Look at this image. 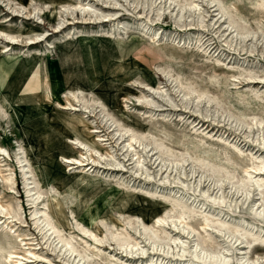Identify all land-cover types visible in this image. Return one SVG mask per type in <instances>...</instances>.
<instances>
[{"label":"rangeland","instance_id":"obj_1","mask_svg":"<svg viewBox=\"0 0 264 264\" xmlns=\"http://www.w3.org/2000/svg\"><path fill=\"white\" fill-rule=\"evenodd\" d=\"M188 3L193 11L175 17ZM228 17L257 36L229 40ZM259 32L264 0H0V171L12 179V190L0 179V264H188L182 245H221L216 221L264 231L249 211L254 200L264 205V170L250 165L264 162ZM188 88L196 92L183 103ZM200 88L207 98L196 104ZM228 116L252 127L238 129ZM162 154L187 163L161 166ZM200 159L261 189L247 202L228 185L218 190ZM220 194L227 200L212 203ZM143 226L174 242L152 246ZM113 232L128 246L111 241Z\"/></svg>","mask_w":264,"mask_h":264},{"label":"bare ground","instance_id":"obj_2","mask_svg":"<svg viewBox=\"0 0 264 264\" xmlns=\"http://www.w3.org/2000/svg\"><path fill=\"white\" fill-rule=\"evenodd\" d=\"M75 1V0H74ZM106 1H109V0H106ZM79 2V1H78ZM83 5H81L82 7ZM48 7V6H47ZM80 7V8H81ZM175 9L176 10V16L178 19H181L184 17L185 13H189L191 11H193V5L191 3H188L186 5H181V6H177ZM82 10V8H81ZM89 11L91 9H88ZM83 11V10H82ZM85 11V10H84ZM218 14L217 16L220 17V18H223L225 17V11L221 8V7H218ZM87 12V11H86ZM89 13V12H88ZM91 13V12H90ZM89 13V14H90ZM32 14V13H31ZM35 14V13H33ZM93 14V13H92ZM26 16H30V15H26ZM35 17V16H33ZM93 17V16H92ZM96 18H99V17H95L94 20ZM233 19V18H232ZM87 20H90V19H87ZM90 22V21H89ZM62 23V22H61ZM200 24V23H199ZM226 26V30L227 31H230L231 29L233 30V34L231 36V38H229V40H236L237 42L239 43H243L245 42L246 39L250 38V39H254L256 36H257V32H250L248 31V29L246 30L245 28L243 27H239L237 24H235L233 21L230 20V18H226L225 19V23H224ZM61 26V25H60ZM59 27V26H58ZM64 27V26H63ZM55 31H58V30H55ZM258 31V30H256ZM231 33V31H230ZM261 34V36L259 35V37H261V42H263L264 44V33L263 32H259ZM6 39L9 40V42L11 44H14L13 43V38L12 37H8V36H5ZM37 39V38H36ZM260 41V40H259ZM234 42V41H233ZM236 42V43H237ZM33 44V43H32ZM231 44V43H230ZM247 75V74H246ZM251 76V75H249ZM251 78V77H249ZM185 87H189V86H185ZM201 89V88H200ZM199 90V89H198ZM202 90V89H201ZM196 92V89H191V88H188L186 92H184V94L182 95V101L183 103H187V101L189 100L190 96ZM205 94L206 92L205 91H200L198 92V95L195 97V101H193L194 103L197 104V102H200L201 100L207 98L205 97ZM207 95V94H206ZM26 96V95H25ZM193 96V95H192ZM205 97V98H204ZM194 98V97H193ZM212 98V97H211ZM192 99V98H191ZM210 100V99H209ZM216 100V98H215ZM189 102V101H188ZM202 102V101H201ZM209 102V101H208ZM190 103V102H189ZM210 103V102H209ZM215 105V104H214ZM69 107L65 106L66 108H64V110H74L72 109V107L70 105H68ZM79 107V106H78ZM215 108H216V105H215ZM214 108V109H215ZM221 108V107H220ZM217 109V108H216ZM220 110V109H219ZM222 110V109H221ZM214 111V110H213ZM3 112V111H2ZM222 112V111H221ZM227 112V111H226ZM211 113V112H210ZM213 113V112H212ZM223 113V112H222ZM229 113V112H227ZM220 114V113H219ZM215 116V115H214ZM222 116V115H221ZM224 116V114H223ZM226 116V115H225ZM224 116V117H225ZM218 117V116H217ZM220 117V116H219ZM218 117V118H219ZM232 119V122H234L236 124V126L239 127L242 129L243 127L246 128L247 130L250 129V126H251V123L247 124L245 123L244 121H242V117L239 118V117H235V118H232L230 116L226 117V119ZM246 118V117H245ZM86 119V118H85ZM254 119V117H253ZM258 119V117H257ZM262 120V119H261ZM247 122V121H246ZM260 125H262L264 127V121H259L258 122ZM233 124V123H232ZM257 124V123H256ZM258 125V124H257ZM259 126V125H258ZM252 127V126H251ZM123 130V129H122ZM126 130V129H125ZM123 132V131H122ZM121 133V132H120ZM119 133V134H120ZM124 133V132H123ZM248 133V131H247ZM122 134V133H121ZM146 134V133H145ZM166 134V133H165ZM141 137V136H140ZM148 137V136H147ZM256 137V136H255ZM140 140V139H139ZM157 140V139H156ZM148 142V141H147ZM151 142V141H150ZM159 143V142H158ZM161 143V142H160ZM73 144V143H72ZM79 144V143H78ZM149 144V143H148ZM151 144V143H150ZM75 145H76V141H75ZM153 145V144H152ZM80 146V145H79ZM83 147V146H81ZM152 147V146H151ZM160 146H155L154 147V151H158V153H160ZM165 148V147H164ZM163 148V149H164ZM152 149V148H151ZM162 149V150H163ZM162 152V151H161ZM157 153V154H158ZM165 153V152H164ZM225 153V152H224ZM6 154V152L2 149H0V155H4ZM183 154V153H182ZM163 155V154H162ZM161 155V156H162ZM180 155V154H179ZM164 156V155H163ZM19 157V156H18ZM21 157V156H20ZM157 157V156H156ZM164 160L162 159L160 161L161 163V166H169V167H173L174 170L176 169V167H182V165L184 164L185 160L186 159H178V160H174V158L172 156H170L169 154H166L164 156ZM181 157V156H180ZM17 158V157H16ZM192 158V157H191ZM23 159V158H22ZM83 159V157H82ZM158 159V158H157ZM17 160V159H16ZM21 160V159H20ZM18 160L19 162H17L18 164L21 163V161ZM189 160V159H188ZM239 160V159H238ZM23 161V160H22ZM178 161V162H177ZM197 163H198V166H200L201 170L203 169V172H205V175L209 178V180L211 181V185L213 187H216L218 190L222 189V187H224V185H228L229 186V190H231L233 192L234 195H240V198H242V200H244L245 202H247V200L249 199V197L251 196V194H253L254 191H256L257 193L255 195L258 194V190L261 189L259 187V182L260 181H255V182H252V181H246V180H242V179H239L240 177H238V179L235 180V178L233 179L230 174L228 176L226 175H222V174H219L218 172V169L216 167H214L215 165H211V166H208V164H206L205 161H203V159L201 160H196ZM68 162V161H66ZM75 162V161H74ZM83 162V161H82ZM91 163V162H90ZM92 163H94L92 161ZM187 163V161L185 162V164ZM192 163H195V159H194V162ZM196 163V164H197ZM209 163V162H208ZM25 164V163H24ZM70 164V163H69ZM76 165H78L79 167L81 166H84V167H87L88 164L84 165L83 163L81 162H76L74 163ZM190 164V163H189ZM193 165V164H192ZM252 166V168L256 171L259 172V170H264V162H261L259 164H255L253 165L250 164ZM20 166V164H19ZM184 166V165H183ZM191 166V165H190ZM194 166V165H193ZM192 166V167H193ZM28 167V166H27ZM168 167V168H169ZM219 167V166H218ZM89 168V167H88ZM194 168V167H193ZM246 168V166H245ZM250 168V167H248ZM170 169V168H169ZM179 169V168H178ZM28 170V169H27ZM91 170V169H90ZM200 170V169H199ZM83 171V170H82ZM176 171V170H175ZM190 174H193V169H190L188 170ZM188 171L186 173H188ZM242 171V170H241ZM140 172V170H139ZM182 172V171H181ZM245 172V171H244ZM254 172V173H255ZM262 172V171H261ZM183 173V172H182ZM181 173V174H182ZM221 173V172H220ZM242 173V172H241ZM27 172L24 171V168H23V171H22V176L24 178V180L26 181L27 179ZM143 174V172H142ZM180 174V173H179ZM226 174V173H225ZM228 174V173H227ZM144 175V174H143ZM146 175V174H145ZM203 175V174H201ZM234 175V174H233ZM241 175V174H240ZM190 176V175H188ZM200 176V174H199ZM198 176V178H199ZM204 176V175H203ZM206 176L204 177V180L206 178ZM235 176V175H234ZM247 176V175H246ZM245 176V177H246ZM145 177V176H144ZM237 177V176H236ZM148 178V177H147ZM202 178V176H201ZM200 178V179H201ZM244 178V177H243ZM247 178V177H246ZM252 178V177H251ZM0 179L3 183H5L7 185V189L9 190H12V182L9 177L7 176H3L1 174V171H0ZM175 179V178H173ZM172 179V180H173ZM177 179V178H176ZM203 179V178H202ZM201 179V180H202ZM197 181V180H196ZM208 181V180H206ZM209 181V182H210ZM176 182V181H175ZM179 182V181H178ZM202 182V181H201ZM33 183V182H32ZM180 183V182H179ZM262 183H263V180H262ZM178 184V183H177ZM198 184V183H197ZM264 184V183H263ZM183 186V184H182ZM198 186V185H196ZM262 186V185H261ZM195 187V186H194ZM185 188V187H184ZM263 188V187H262ZM36 189V188H35ZM34 189V190H35ZM207 189V188H206ZM183 190V189H182ZM191 190V188H190ZM229 190L227 192H229ZM43 191V190H42ZM261 191V190H260ZM11 192V191H10ZM38 192V190H37ZM184 192V191H183ZM221 192V191H220ZM219 192V193H220ZM187 193V192H186ZM38 194V193H36ZM206 194V192H204V195ZM217 195V193H216ZM226 195V194H225ZM227 195H229L227 193ZM226 195V196H227ZM38 196V195H37ZM213 196V195H212ZM255 197V196H254ZM225 198L227 200L228 196L225 197L224 195L220 194L219 196H215V199H212V203H215V202H222V201H225ZM234 198V197H233ZM232 198V199H233ZM237 198V197H236ZM239 198V197H238ZM231 199V200H232ZM240 200V199H239ZM238 200V201H239ZM241 200V202H243ZM210 201V200H209ZM257 200H254L251 204H250V207H249V211L250 213L253 215V217L255 219H257L259 222L261 223H264V205L262 203V205L260 203H258V201L256 202ZM2 202V201H1ZM0 202V203H1ZM170 202V201H169ZM227 202V201H226ZM229 202V201H228ZM233 202V201H232ZM175 203V202H174ZM244 204V203H243ZM3 205V204H2ZM7 205V204H6ZM9 205V204H8ZM7 205V208L9 207ZM179 205V204H178ZM13 206V205H12ZM228 206V205H227ZM183 207V206H182ZM215 207V206H214ZM1 208V207H0ZM12 208V207H11ZM178 208V206H177ZM2 209V208H1ZM176 209V208H175ZM183 209V208H182ZM181 209H177L178 210V214H181L183 215V210ZM10 210V208H9ZM14 210V209H13ZM187 210V209H186ZM225 210V209H223ZM227 210V209H226ZM170 211V210H169ZM172 211V210H171ZM170 211V212H171ZM175 211V210H174ZM173 211V212H174ZM7 212V211H6ZM12 212V211H11ZM166 212V211H165ZM187 212V211H186ZM8 213V212H7ZM176 213V214H177ZM168 214H170L168 212ZM188 214V213H187ZM163 215H166L167 214H163ZM162 215V216H163ZM172 215V214H171ZM185 215V213H184ZM190 215V214H189ZM218 216H220V213L217 214ZM7 216V215H6ZM186 217V215H185ZM203 217V216H202ZM4 218V217H2ZM46 218V217H45ZM171 218V216H170ZM178 218V216H177ZM132 219V218H131ZM161 219V218H160ZM172 219V218H171ZM176 219V218H175ZM180 219V218H179ZM1 220V219H0ZM129 220V219H128ZM165 220V219H164ZM169 220V218L167 219ZM173 220V219H172ZM178 220V219H176ZM178 221H181V220H178ZM50 222V221H49ZM49 222L47 220H43V223L46 225V227L49 225ZM133 222V221H132ZM131 222V223H132ZM182 222V221H181ZM217 226L215 227V231L218 233L217 235H219V238H222L221 240V245L217 248V249H214V250H211L209 248H207L206 246H200L198 247V244L197 243H194L193 245H191V247L189 248H185L183 245L181 246V248H179L178 250V254L179 256H182L184 254H188V257H189V260H188V264H230L232 261L234 264H264V253L263 254H260V255H253V256H250L249 254V250L251 248H262L264 250V231H259V230H256V227L253 223H250V224H244L242 223V221H238V222H235L234 226L232 228H227L225 226L224 223H221V222H217ZM202 224L203 226L205 225L206 227H210L212 224L209 219L207 217H205L202 221ZM50 227V226H49ZM48 227V228H49ZM52 227V226H51ZM107 227V226H106ZM190 227V226H189ZM212 227V226H211ZM54 228V227H53ZM183 228V227H181ZM185 228H187V226H185ZM141 231H140V235H142V237H144L146 240H148V243L150 242L152 244V246H159L161 248H165L168 247L169 244H171L172 242H174V240H171L170 238L167 240V241H163V239L159 238L157 233L153 232L148 226H143L142 228H140ZM212 229V228H211ZM112 230V229H111ZM193 230V229H192ZM191 230V231H192ZM104 231V230H103ZM86 232V231H85ZM183 233V231H182ZM185 233V232H184ZM193 233V231L191 232ZM90 234V233H89ZM189 234V232H188ZM187 234V235H188ZM191 235V234H190ZM108 237L110 238L111 241H113L115 244L117 245H121L120 247L122 248L123 245H126V240L125 238H123L122 236L118 235V234H114L113 233H110L108 234ZM127 237V236H125ZM56 238H57V235H56ZM105 238V237H103ZM165 238V237H164ZM144 240V239H143ZM60 244H61V249H63L62 251L65 252V253H69V254H73V253H76L77 257L76 258H79V262L80 260L82 259H85V255L84 253H82V251H79V252H76L73 245H71L70 241H68L67 239H60L59 240ZM235 245H241L242 247L239 249V253L237 254L236 257H233L231 258L229 256V251L231 250V248H233ZM128 246V245H126ZM125 246V247H126ZM124 247V246H123ZM160 248V249H161ZM168 250V249H167ZM177 250V249H176ZM175 250V251H176ZM142 254V253H141ZM75 255V256H76ZM11 257V256H10ZM177 257V256H176ZM9 259V258H8ZM4 260V258H3ZM19 260V259H18ZM6 261V260H5ZM84 260H82L81 262H83Z\"/></svg>","mask_w":264,"mask_h":264}]
</instances>
